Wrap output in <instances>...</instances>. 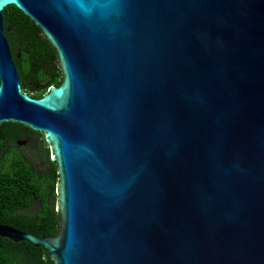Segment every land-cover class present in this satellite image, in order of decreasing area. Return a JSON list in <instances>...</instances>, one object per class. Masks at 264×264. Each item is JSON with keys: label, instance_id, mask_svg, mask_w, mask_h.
I'll use <instances>...</instances> for the list:
<instances>
[{"label": "water", "instance_id": "water-1", "mask_svg": "<svg viewBox=\"0 0 264 264\" xmlns=\"http://www.w3.org/2000/svg\"><path fill=\"white\" fill-rule=\"evenodd\" d=\"M13 5L61 82L22 92ZM19 56V54L17 55ZM43 133L53 264H264V0H0V123Z\"/></svg>", "mask_w": 264, "mask_h": 264}, {"label": "trees", "instance_id": "trees-1", "mask_svg": "<svg viewBox=\"0 0 264 264\" xmlns=\"http://www.w3.org/2000/svg\"><path fill=\"white\" fill-rule=\"evenodd\" d=\"M3 21L22 92L39 98L51 85L61 82L56 54L40 28L15 6L4 8ZM37 136V131L23 124L0 123V224L37 237L54 236L60 222L55 208L57 168L43 155V133ZM27 137L34 141L31 156L19 146ZM36 158L45 165L39 171L34 167ZM0 264L53 262L42 246L0 237Z\"/></svg>", "mask_w": 264, "mask_h": 264}, {"label": "rangeland", "instance_id": "rangeland-1", "mask_svg": "<svg viewBox=\"0 0 264 264\" xmlns=\"http://www.w3.org/2000/svg\"><path fill=\"white\" fill-rule=\"evenodd\" d=\"M41 134V132H38V138L40 137L39 135ZM23 141H21L20 143H19V146L20 147H23V149H24V152H25V154H28V155H30L31 153H32V150L34 149L33 148V143H32V139H30V138H24V139H22ZM34 142V141H33ZM32 155V154H31ZM30 155V156H31ZM43 155H44V157H50L51 156V150H50V146L48 145V144H46V147H44L43 148ZM43 157V156H42ZM44 161H41V160H39V158H36L35 160H34V167H35V169L37 170V171H39V170H41V169H43L44 168Z\"/></svg>", "mask_w": 264, "mask_h": 264}]
</instances>
